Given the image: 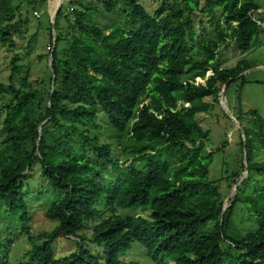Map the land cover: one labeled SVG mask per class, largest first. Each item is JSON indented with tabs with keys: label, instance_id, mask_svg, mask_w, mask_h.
<instances>
[{
	"label": "trees",
	"instance_id": "16d2710c",
	"mask_svg": "<svg viewBox=\"0 0 264 264\" xmlns=\"http://www.w3.org/2000/svg\"><path fill=\"white\" fill-rule=\"evenodd\" d=\"M17 1L0 0V41H10V51L11 31L28 22ZM123 2L132 29L117 26L106 34L93 19L112 15L119 0L70 1L49 28V58L53 31L56 38L53 72L49 67L34 86L16 57L10 81L20 77L22 86H0V210L19 213L21 223L0 264L10 263L8 252L21 237L31 249L19 264H103L85 250L86 242L104 249L105 264H121L134 242L156 264H264V117L243 113L236 94L239 111L231 113L244 129L239 145L243 172L246 146L248 176L223 221L226 197L209 180L213 152L203 125L220 105L223 87L227 94L244 84L242 74L255 67L248 61L216 67L220 47L232 43L249 52L264 35V13H257L263 8L254 0H163L156 10L140 0ZM42 4H32L34 12ZM205 16L213 33L198 38L197 21L205 29ZM99 114L118 132L127 167L103 144ZM36 165L63 197L45 213L59 226L33 236L24 182ZM106 168L117 176L104 185ZM230 178L240 182L237 172ZM62 238L77 247L60 259L55 245ZM162 254L175 259L160 260Z\"/></svg>",
	"mask_w": 264,
	"mask_h": 264
},
{
	"label": "rangeland",
	"instance_id": "374dc122",
	"mask_svg": "<svg viewBox=\"0 0 264 264\" xmlns=\"http://www.w3.org/2000/svg\"><path fill=\"white\" fill-rule=\"evenodd\" d=\"M38 0H20L16 5H21L20 18L26 24L21 27V32H13L15 47L10 51V41H0V86L4 85L6 88L14 84L16 87H21V83L18 78L15 77L14 82L10 81L12 74V62L14 58H18L20 68L22 69V77L25 76V71L28 68L31 73L30 82L36 85L37 79L46 78L49 69V44L50 31L52 26V14L58 8L56 0H41L42 6L37 10L39 16L34 15V4ZM72 0H63L62 8ZM257 2L264 11V0H254ZM163 0H140V3L146 9L156 10L160 7ZM61 4V0H59ZM59 4V5H60ZM125 10L123 0H119L118 9L112 15L97 14L95 15L93 22L98 24L105 30L106 34H109L117 26H123L127 30H131V20L129 17L122 15ZM206 24L203 29L197 21V36L198 38H205L207 35L213 33V30L208 27V16L204 17ZM18 23V20H17ZM53 34V33H52ZM41 57V58H40ZM248 61L254 64L256 69L248 73L244 79L245 83L241 82L233 84L226 94V105L231 112H238L236 106V94L238 93L242 98L241 109L243 113L249 111H255L260 117H264V35L261 36L260 41L254 42L252 49L247 52H241L232 43H226L222 45L217 54V60L215 66L221 69H232L238 62ZM213 76L212 71L206 74V79ZM21 79V78H20ZM196 82L204 84L205 80L197 78ZM5 92H10L7 89ZM0 99L3 100V94L0 92ZM211 101V99H210ZM220 104V98H219ZM235 108V111H234ZM212 120L210 117H205L203 125L206 129L210 130V138L207 142V151L213 152V163L210 167L209 180L214 182L220 187L221 192L226 197L230 196L235 178H230L231 172H237L240 174L241 180L245 172L241 168L242 153L240 149V138L242 133L238 129L237 125L227 116L221 105H217L213 111ZM2 118L0 119L1 122ZM209 121V122H208ZM97 122L100 128V134L103 136V144H111L114 154H118L120 166L127 167L130 162H126L122 148L120 147L118 132L109 125L106 117L103 114H99ZM248 121L245 118V124ZM0 125V131H1ZM3 136L0 133V138ZM93 158V161L98 165H102L103 162ZM42 169L40 165H36L32 172H27L28 179L24 182V195L29 211V228L31 235H38L44 232H51L59 223L53 220H49L45 217V213L57 202H59L63 193L56 191L50 182L44 179L41 175ZM117 176L116 170L106 168L103 172V178L100 182L104 185L110 183ZM248 174L246 175L247 178ZM229 205V204H228ZM126 213H135V210H126ZM150 213L147 214V216ZM242 218L241 213L236 217L237 222H240ZM238 224V223H237ZM21 228L20 214H10L3 210H0V257H3L6 249L8 239L13 238ZM89 232V231H88ZM87 237L90 233H87ZM77 241L69 239H60L55 245V252L57 258H64L74 252L77 247ZM85 250L97 258L101 263L105 264L104 249L97 246L94 243L86 242ZM31 249L27 237H21L16 239L8 252L9 264H19L22 258ZM173 261L175 256L159 257L161 260ZM121 264H156V262L150 257L148 251L134 242L131 249L124 253L121 257Z\"/></svg>",
	"mask_w": 264,
	"mask_h": 264
},
{
	"label": "water",
	"instance_id": "95a60500",
	"mask_svg": "<svg viewBox=\"0 0 264 264\" xmlns=\"http://www.w3.org/2000/svg\"><path fill=\"white\" fill-rule=\"evenodd\" d=\"M62 3H63V0L61 1V4L59 5V7L55 10V12L51 16V18H52V25H54L55 20L57 19L58 13H59V11L62 8ZM257 13H264V11L259 10V11H257ZM259 25L262 28H264V24L259 23ZM53 37H54V39H53V47H52L51 54H50V58H49V60H50L49 67H50V69H51L52 72H53V70H52V67H53V53H54L55 44H56V38H55V32L54 31H53ZM256 69H261V68H252L249 71L244 72L242 74V76H246L248 73H250V72H252V71H254ZM262 69H264V68H262ZM53 79H55L54 76H53ZM54 84H55V81H53V83H52V88H54ZM226 90H227V86L225 85L223 87V90H222L221 95H220V105L223 108V110L225 111V113L227 114V116H229V118L237 125L238 129L241 131V133L243 134V138H244V129H243V127L236 120V118L232 115L231 111L229 110V108L226 105V102H227V100H226ZM40 131H41V128H40ZM244 152H245V158H244L245 175L240 180V182L233 187L230 196L225 200L224 206H223V211H222L221 221H223L224 214H225L226 210L228 209V207H230V203H232L234 201V199L236 198V193H237L238 187L246 179V175L248 174V171H247V162H246V146H244Z\"/></svg>",
	"mask_w": 264,
	"mask_h": 264
},
{
	"label": "built area",
	"instance_id": "2783aa9c",
	"mask_svg": "<svg viewBox=\"0 0 264 264\" xmlns=\"http://www.w3.org/2000/svg\"><path fill=\"white\" fill-rule=\"evenodd\" d=\"M34 15H35V16H39L37 11H36V12H34Z\"/></svg>",
	"mask_w": 264,
	"mask_h": 264
},
{
	"label": "bare ground",
	"instance_id": "6f19581e",
	"mask_svg": "<svg viewBox=\"0 0 264 264\" xmlns=\"http://www.w3.org/2000/svg\"><path fill=\"white\" fill-rule=\"evenodd\" d=\"M62 1V0H61Z\"/></svg>",
	"mask_w": 264,
	"mask_h": 264
}]
</instances>
